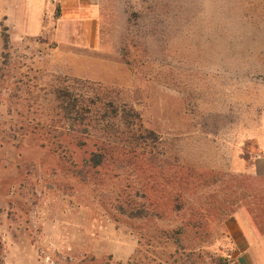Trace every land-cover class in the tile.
<instances>
[{"label":"rangeland","instance_id":"rangeland-1","mask_svg":"<svg viewBox=\"0 0 264 264\" xmlns=\"http://www.w3.org/2000/svg\"><path fill=\"white\" fill-rule=\"evenodd\" d=\"M9 2L0 264H239L235 213L264 232V0H46L44 25L74 44L53 29L13 34ZM73 57L93 77L75 74ZM65 87L114 98L137 123L112 132L102 166L91 156L106 137L62 106ZM132 127L159 138L129 152ZM127 183L159 213L125 211Z\"/></svg>","mask_w":264,"mask_h":264},{"label":"trees","instance_id":"trees-1","mask_svg":"<svg viewBox=\"0 0 264 264\" xmlns=\"http://www.w3.org/2000/svg\"><path fill=\"white\" fill-rule=\"evenodd\" d=\"M79 91L80 92L76 93L70 91L66 87L60 88L59 96L61 98V103L67 110L76 111L82 115L88 113L89 115H84L88 119L89 123L87 124H92L95 128L101 129L100 131L104 134L106 139H99L96 141V149L92 151L91 161L94 167L102 166L109 157L106 147L108 144L106 142L107 139L113 140L111 138L112 132L116 133L122 126L137 125V123L134 121L135 119L131 121L130 111L127 113L119 109L116 99L106 96L103 99L99 98L97 99L98 101H95L91 95L81 90ZM136 115L138 118H141L139 113H136ZM131 130V135L127 137L128 139H126L125 145L123 146L127 148L129 152H136L140 149L138 143L142 138H150L151 140H157L159 138V135L155 131L149 129H147L145 133L133 132V127ZM123 134L124 133H122V135ZM123 190V198H117V201L125 211H129L133 216L142 213H159V211L155 209V204L151 201V193L143 185L136 186L134 189L130 183H127ZM136 197H144L148 201H138ZM175 206L178 209H182L185 207V204L181 205L177 203ZM160 207L163 206L160 205ZM229 262V259L220 256L217 264H229Z\"/></svg>","mask_w":264,"mask_h":264},{"label":"crops","instance_id":"crops-1","mask_svg":"<svg viewBox=\"0 0 264 264\" xmlns=\"http://www.w3.org/2000/svg\"><path fill=\"white\" fill-rule=\"evenodd\" d=\"M8 9L9 12L5 14L8 16V26L13 34L18 36H39L45 30L53 29L54 34L55 30H57L59 40L64 38L68 43L73 42L68 37L69 33H67L68 38L61 37L60 32L62 29L59 25L58 29H56V25H44L45 9H48L46 0H10ZM84 26L88 28V25ZM90 26L93 29V39L95 37L96 43L99 25ZM71 61L75 74L93 77L84 73V60L80 62L79 58L73 57ZM93 61L96 64L102 63L104 65L103 61L99 59ZM233 218L237 223H235L237 231L240 233L238 237H242L236 239V241H239L238 245L240 247L239 264H264V232L258 231L257 226L251 223L249 216L245 213L236 212Z\"/></svg>","mask_w":264,"mask_h":264}]
</instances>
